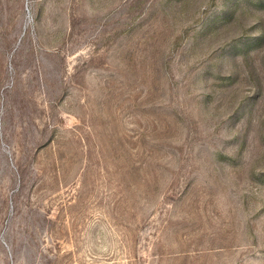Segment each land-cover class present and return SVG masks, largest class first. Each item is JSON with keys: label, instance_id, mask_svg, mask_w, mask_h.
Listing matches in <instances>:
<instances>
[{"label": "rangeland", "instance_id": "obj_1", "mask_svg": "<svg viewBox=\"0 0 264 264\" xmlns=\"http://www.w3.org/2000/svg\"><path fill=\"white\" fill-rule=\"evenodd\" d=\"M0 264H264V0H0Z\"/></svg>", "mask_w": 264, "mask_h": 264}]
</instances>
